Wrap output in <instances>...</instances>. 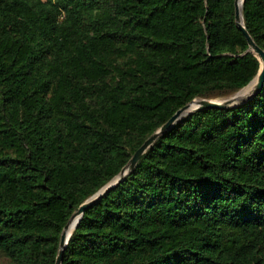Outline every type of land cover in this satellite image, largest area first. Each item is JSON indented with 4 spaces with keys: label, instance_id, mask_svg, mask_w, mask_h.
I'll return each instance as SVG.
<instances>
[{
    "label": "trees",
    "instance_id": "16d2710c",
    "mask_svg": "<svg viewBox=\"0 0 264 264\" xmlns=\"http://www.w3.org/2000/svg\"><path fill=\"white\" fill-rule=\"evenodd\" d=\"M264 48V0H244ZM260 60L236 0H0V252L56 264L62 231L178 109ZM61 264H264V85L185 110L88 205Z\"/></svg>",
    "mask_w": 264,
    "mask_h": 264
},
{
    "label": "water",
    "instance_id": "95a60500",
    "mask_svg": "<svg viewBox=\"0 0 264 264\" xmlns=\"http://www.w3.org/2000/svg\"><path fill=\"white\" fill-rule=\"evenodd\" d=\"M242 0V4H243ZM236 21L238 26L242 29V31L245 33L246 38L249 42L250 48L255 52L257 57L260 60V68L257 73V75L243 88L250 87V90L247 94H241L237 95L233 98L226 99V100H216V99H208V98H202L198 99L195 98L180 109H178L158 130L153 132L144 142L143 144L134 152L133 156L130 158L129 162L122 168L120 173L108 184H106L102 189H100L96 194H94L92 197H90L88 200L83 202L77 210L73 212L71 215L69 221L65 225L60 239V250L57 255L56 264H61L63 260V253L66 245L69 242L70 236L73 232H69V229L71 227V223L74 219H76V225L78 224L80 218L83 215V212L85 211L86 207L90 205L95 199H97L100 195H102L106 190H109L115 186H117L123 178L135 167L136 163L142 156V154L147 150V148L154 142V140L158 137L160 133H162L164 130H166L171 124L175 122V120L187 109L191 108L194 105L193 109H199L201 107L211 108L215 106H227L234 104L236 102H244L246 100H249L254 95L258 93V91L262 88L264 85V48L259 46L249 31L247 30L244 21L241 20V13L239 10V0H236ZM240 89V90H241Z\"/></svg>",
    "mask_w": 264,
    "mask_h": 264
},
{
    "label": "rangeland",
    "instance_id": "374dc122",
    "mask_svg": "<svg viewBox=\"0 0 264 264\" xmlns=\"http://www.w3.org/2000/svg\"><path fill=\"white\" fill-rule=\"evenodd\" d=\"M250 90V87H246L244 89H241V90H238L230 95H227V96H223V97H218V98H214L216 100H226V99H230V98H233L237 95H241V94H247ZM238 103V102H236ZM194 108V105L187 109L188 110H191ZM0 264H12L11 261H10V258H8L7 256H5L3 253L0 252Z\"/></svg>",
    "mask_w": 264,
    "mask_h": 264
},
{
    "label": "bare ground",
    "instance_id": "6f19581e",
    "mask_svg": "<svg viewBox=\"0 0 264 264\" xmlns=\"http://www.w3.org/2000/svg\"><path fill=\"white\" fill-rule=\"evenodd\" d=\"M239 10L241 13V20H243V16H242V0H239ZM76 224V219L73 220V222L71 223V227L69 229V232H71L74 229V226Z\"/></svg>",
    "mask_w": 264,
    "mask_h": 264
}]
</instances>
